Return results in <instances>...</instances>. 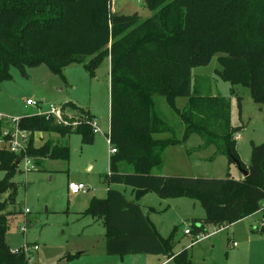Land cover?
<instances>
[{
	"label": "trees",
	"instance_id": "1",
	"mask_svg": "<svg viewBox=\"0 0 264 264\" xmlns=\"http://www.w3.org/2000/svg\"><path fill=\"white\" fill-rule=\"evenodd\" d=\"M144 5L152 14L142 20L113 13L112 0H0V83L10 80L12 66L23 71L44 65L63 79L64 68L80 64L93 74L108 56L110 116L105 136L116 152L109 156L106 183L130 187L136 199L153 193L161 199L198 201L205 218L192 222L193 233L228 227L255 213L264 219L259 210L264 200V142L251 143L249 164L243 166L234 140L239 128L225 127L228 102L200 96L191 85L192 69L218 55L220 70L215 74L247 88L264 120V0H144ZM155 97H163L184 123L181 139L154 138L167 131ZM178 98H187L181 110L176 107ZM61 108L71 112L65 118L76 126L40 115L19 118L18 127L31 133L28 156L34 165L47 158L67 160L69 154L67 145L51 141L36 146L35 133L77 134L83 144L94 140L93 116L87 110L71 102ZM199 109L213 123L224 124L218 130L222 132L196 118ZM192 133L205 138L203 147L213 144L215 156L239 161L247 176L236 180L229 175L223 179L154 175L153 169L162 167L163 151L182 145ZM18 162L6 144L0 148V169L6 172L0 180V264H28L5 243L11 215L6 209L17 193L10 178ZM125 166L130 172L121 170ZM84 216L102 221L108 256L164 255L177 264H190L187 249L174 255L171 237L161 238L138 203L117 190L108 189L104 199L92 198ZM259 231L264 234V224Z\"/></svg>",
	"mask_w": 264,
	"mask_h": 264
},
{
	"label": "rangeland",
	"instance_id": "2",
	"mask_svg": "<svg viewBox=\"0 0 264 264\" xmlns=\"http://www.w3.org/2000/svg\"><path fill=\"white\" fill-rule=\"evenodd\" d=\"M117 15H138L142 20L151 16L144 0H113L112 10ZM214 55L205 66L191 71V85L200 96L220 97L228 102L226 129L239 128L235 149L243 166H248L251 143L264 142V120L259 105L255 104L249 90L220 79L215 70H220ZM109 58L104 57L93 74L87 73L82 65L72 64L64 68L63 79L53 74L46 66L26 67L23 71L11 67L10 80L0 83V148L2 132L13 126L12 119L30 117L39 111L48 110L49 105L62 107L71 102L87 110L93 116L99 133L91 144H83L77 134L61 137L55 133H35V145L46 141L69 147L68 159L47 158L33 169L25 171L23 163L17 164L10 181L16 185L17 193L13 204L7 206L11 213L5 243L12 252L28 247H38L36 252L27 253L28 264H66L67 255L75 254L80 248L91 244H105V228L102 221L84 216L92 198L104 199L108 189L121 192L127 200L136 201L153 224L157 234L172 239L173 254L188 248L190 264H264V234L260 233L261 213L240 220L208 238L193 243L184 231L191 229L192 222L203 220L205 211L198 201L185 198L161 199L146 193L138 199L132 189L125 185L107 184L109 169V146L106 134L110 116V70ZM240 98V108L237 99ZM27 99L35 100L38 106H26ZM156 108L166 120L164 134L154 135L157 139H181L184 123L166 103L163 97H155ZM187 98H178L176 107H185ZM67 114L71 112L66 111ZM196 118L214 127L218 133L224 124L213 123L198 110ZM223 130V129H222ZM225 131V129H224ZM205 138L192 133L182 145L168 147L161 154L163 166L152 173L180 174L195 178L223 179L228 175L236 180L242 178L237 165L229 162L225 155L215 156L216 147H203ZM7 146V145H6ZM122 171L130 172L126 167ZM6 172L0 169V180ZM68 183L82 184L85 193L72 194ZM25 209L27 212L25 213ZM24 229V233L21 231ZM212 232L208 227L206 234ZM233 243L236 245L233 246Z\"/></svg>",
	"mask_w": 264,
	"mask_h": 264
},
{
	"label": "built area",
	"instance_id": "3",
	"mask_svg": "<svg viewBox=\"0 0 264 264\" xmlns=\"http://www.w3.org/2000/svg\"><path fill=\"white\" fill-rule=\"evenodd\" d=\"M113 1V0H112ZM26 106H38V103L35 100L27 99L25 101ZM41 111V110H40ZM38 115L44 116L45 118H53L54 121L58 124L67 125V126H76V123H69L68 119L65 118V115L67 116V113H63L61 107H54L52 105H49L48 110L41 111ZM19 119H12L13 126H10L6 129V131L2 132V141L7 145V148L10 153L16 155L19 157V162L23 163L24 170L30 171L33 169L34 164L32 163L31 158L28 156V146H29V140L31 133L25 130H22L18 127ZM0 123H3V119L0 118ZM90 127L92 129V132L94 134L99 133L98 126L91 121ZM238 136L235 135L234 140H237ZM107 144L109 146V154L112 155L116 152L115 148L112 147L109 144V140L106 138ZM68 191L72 194H79V193H85L87 189L82 184H75V183H68L67 185ZM259 210L260 212L264 211V200L261 201L259 204ZM27 212V209H25V213ZM261 223L264 224V219L261 220ZM226 227H212V232L206 234L205 232H197L193 233L192 228L186 229L184 231V234L186 236H189L192 238L193 243H198L206 238H208L213 233L218 232L220 229H224ZM21 231L24 233V229H21ZM236 244L233 243V246ZM38 250V247H28L27 244H25L21 249H18L17 251H14L13 253H18L26 256L27 253L36 252ZM27 261V260H26ZM28 263V261H27Z\"/></svg>",
	"mask_w": 264,
	"mask_h": 264
},
{
	"label": "crops",
	"instance_id": "4",
	"mask_svg": "<svg viewBox=\"0 0 264 264\" xmlns=\"http://www.w3.org/2000/svg\"><path fill=\"white\" fill-rule=\"evenodd\" d=\"M41 111H39V113ZM162 166H163V162H162ZM158 174L163 176L180 175V174L167 175V174H162L161 172ZM186 249L188 251V248ZM181 250H179L178 252H174V255H177ZM69 256H71V258L67 257L66 264H177L173 259V257L169 258L164 255H133V256L129 255L124 257L108 256L105 252V244L104 246L97 248L95 245L91 244L88 247L80 248L79 252H76L75 254H69Z\"/></svg>",
	"mask_w": 264,
	"mask_h": 264
},
{
	"label": "water",
	"instance_id": "5",
	"mask_svg": "<svg viewBox=\"0 0 264 264\" xmlns=\"http://www.w3.org/2000/svg\"><path fill=\"white\" fill-rule=\"evenodd\" d=\"M233 163H235V165H237V167L239 168V170H240V172H241V175H242L243 177H246V176H247V172H246L245 170H242V169L240 168V163H239V161H237V160H233Z\"/></svg>",
	"mask_w": 264,
	"mask_h": 264
}]
</instances>
